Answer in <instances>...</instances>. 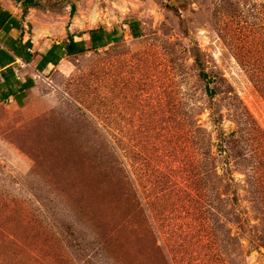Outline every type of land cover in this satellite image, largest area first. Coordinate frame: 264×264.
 Returning a JSON list of instances; mask_svg holds the SVG:
<instances>
[{"label": "rangeland", "instance_id": "rangeland-1", "mask_svg": "<svg viewBox=\"0 0 264 264\" xmlns=\"http://www.w3.org/2000/svg\"><path fill=\"white\" fill-rule=\"evenodd\" d=\"M35 4L120 40L0 103V264H264V0Z\"/></svg>", "mask_w": 264, "mask_h": 264}, {"label": "crops", "instance_id": "crops-1", "mask_svg": "<svg viewBox=\"0 0 264 264\" xmlns=\"http://www.w3.org/2000/svg\"><path fill=\"white\" fill-rule=\"evenodd\" d=\"M35 8L16 0H0L1 104L26 102L38 82H46L70 57L65 50L69 37L76 43L84 41L85 47L91 46L89 35L80 36L82 31L68 33L63 28L56 35L49 15Z\"/></svg>", "mask_w": 264, "mask_h": 264}, {"label": "trees", "instance_id": "trees-1", "mask_svg": "<svg viewBox=\"0 0 264 264\" xmlns=\"http://www.w3.org/2000/svg\"><path fill=\"white\" fill-rule=\"evenodd\" d=\"M18 2H22L25 7H31L35 6L36 0H16ZM73 10V9H72ZM26 13V11L24 12ZM137 24L131 23L129 25L131 35L132 37L139 38L140 32L138 27L136 26ZM84 35H89L90 38V47H85V42L80 41V43H76L74 41L73 37H69V41L65 46L66 53L70 55H76V54H81L85 50H99L102 49L108 45L114 44L118 42L120 39L116 37V35L113 32H107L104 28H99L96 30H90L87 32H82L80 33V36L83 37ZM202 78L205 80L207 87L209 88V80H208V75H206L203 71L201 73ZM210 96H213L214 92L209 90Z\"/></svg>", "mask_w": 264, "mask_h": 264}]
</instances>
